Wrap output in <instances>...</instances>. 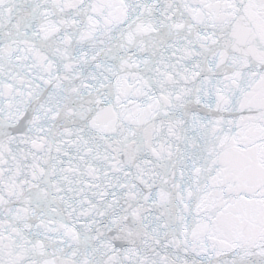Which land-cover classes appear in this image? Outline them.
I'll return each mask as SVG.
<instances>
[{
	"label": "snow or ice",
	"instance_id": "obj_1",
	"mask_svg": "<svg viewBox=\"0 0 264 264\" xmlns=\"http://www.w3.org/2000/svg\"><path fill=\"white\" fill-rule=\"evenodd\" d=\"M0 264H264V0H0Z\"/></svg>",
	"mask_w": 264,
	"mask_h": 264
}]
</instances>
